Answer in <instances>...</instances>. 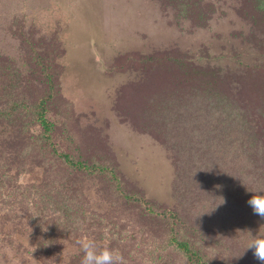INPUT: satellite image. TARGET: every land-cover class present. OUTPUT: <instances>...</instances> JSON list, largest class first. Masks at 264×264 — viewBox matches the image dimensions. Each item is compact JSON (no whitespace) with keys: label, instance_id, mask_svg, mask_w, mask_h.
Returning a JSON list of instances; mask_svg holds the SVG:
<instances>
[{"label":"rangeland","instance_id":"1","mask_svg":"<svg viewBox=\"0 0 264 264\" xmlns=\"http://www.w3.org/2000/svg\"><path fill=\"white\" fill-rule=\"evenodd\" d=\"M190 1L0 11V264H80L85 237L121 264H194L168 247L170 228L199 264H262L248 246L264 219L247 202L264 193V0ZM43 98L51 132L29 149L34 110L6 114ZM45 146L116 180L70 171ZM202 148L229 167L187 173L215 160ZM62 211L78 217L57 221Z\"/></svg>","mask_w":264,"mask_h":264},{"label":"trees","instance_id":"2","mask_svg":"<svg viewBox=\"0 0 264 264\" xmlns=\"http://www.w3.org/2000/svg\"><path fill=\"white\" fill-rule=\"evenodd\" d=\"M10 1L9 0H0V2L3 3L0 5V11L6 12L8 20L11 18V15L9 16L6 9L8 10L9 6H11ZM18 1L21 2L22 0H18ZM178 1H179V6L182 9H184L185 11L187 10V8L191 2L190 0H178ZM3 15H5V14H3ZM12 20H13V17H12ZM12 34L17 35L18 33L13 32ZM23 43H26L25 37L22 39V44ZM39 64H40V62H38V65ZM46 79L48 81H51V77L48 76V74H46ZM45 103H46V100L44 98L39 100L38 102H35L34 104H28V103H22V102L16 101V102L12 103L10 110L6 114L7 116H11L12 115L11 112L14 113V112L21 111L23 109L24 110H28V109L34 110L33 112H29V114L33 118L32 122L35 124H38V126L40 128V133L38 135L29 136V146H31V147H29V149H32L34 146H36V149L40 150L41 147H43L44 143H46L49 139L48 136H49V133L51 132V126L52 125L47 121V118L45 116V109H44ZM206 112L208 113L209 111L206 110ZM0 115H2L1 117H5V115L3 113ZM223 123H226L225 120L223 121ZM38 146H40V147H38ZM186 149H188V148H186ZM200 150L203 151L202 155H207V156H212V157L215 156V160L200 161V162L196 163L195 162L196 159H194L192 162L193 164H190V165H195L199 169H190L189 171H187V173L195 174L198 178L199 175L197 174V172L199 170H201L202 177H203L204 173H206L204 176V177H206V175H208V172L209 173H214V172L218 173V172H220L221 168L224 171L229 167V163L226 162V159H224L222 157L223 153H221L219 155V153H209L208 149L202 148ZM41 151H42V153L44 152L47 155H50V157H52V159H56L58 161L59 165H62V166L65 165L66 168L70 169V171L71 170H73V171L74 170H78V171L83 170V171H88V172H92V173L99 172L100 174L108 175V176L112 177L114 180H116V176L113 175L112 172L111 173L107 172L106 168L96 166V165H90V166L83 165L80 162L74 161L67 154L58 153L55 149H49L47 146H45L44 149H42ZM39 158H41L40 154H39ZM199 158H202V157H199ZM60 184H65V183H60ZM186 195H187V193L185 194V196ZM125 198H127V197H125ZM135 201H137L140 204L143 203V202H141V200H139V201L135 200ZM163 214L164 215H161V217H162V219H164V222H167L169 224L171 221L175 227L179 225L178 223L174 222L172 219V216H174L175 214H173V213H170V214L163 213ZM70 215H72L74 217V219L78 217V214L74 215L73 211H72V213L62 211L59 214L60 217L56 218V219H57V221H59V219L60 218L62 219V217H63V221H66V219ZM176 215L178 216L177 218L180 219V215L179 214H176ZM48 219L50 221L51 217ZM60 224L61 225L63 224L62 220L60 221ZM167 234H168L167 245L172 251H174L178 254L179 253L183 254L189 263L199 264L198 263V261H199L198 253L196 252V250H193L194 248H193L192 244H190L188 241H186L180 237L179 231H177L174 228H170V229H168ZM75 258H78V256H75ZM201 264H204V263H201Z\"/></svg>","mask_w":264,"mask_h":264},{"label":"clouds","instance_id":"3","mask_svg":"<svg viewBox=\"0 0 264 264\" xmlns=\"http://www.w3.org/2000/svg\"><path fill=\"white\" fill-rule=\"evenodd\" d=\"M247 203L253 209L254 214L264 219V193L254 194ZM79 244L83 253L80 264H121L122 257L106 244L101 246L94 239L87 237L82 239ZM248 249H254V257L264 264V236H252ZM31 264H37V261L32 257Z\"/></svg>","mask_w":264,"mask_h":264}]
</instances>
